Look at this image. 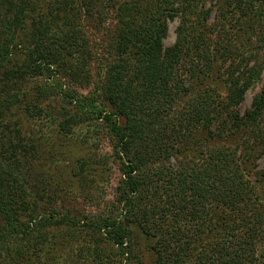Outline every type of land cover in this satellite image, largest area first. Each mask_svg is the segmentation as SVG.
<instances>
[{"label":"trees","instance_id":"16d2710c","mask_svg":"<svg viewBox=\"0 0 264 264\" xmlns=\"http://www.w3.org/2000/svg\"><path fill=\"white\" fill-rule=\"evenodd\" d=\"M218 1V21L223 28L224 19L233 21L224 35H234V43L213 50L215 28L207 22L215 4L207 7L208 0H0V70L6 81L0 93L7 87L2 118L18 97L19 105L29 101L12 89L33 74L66 70L74 85L94 83L91 60L84 58L95 54L89 28L102 34L99 45L109 58L101 57L104 74L93 92L83 96L72 89L64 99L74 109L50 106L39 116L52 124L46 137L77 136L95 146L110 139L122 176L111 212L90 227L99 238L96 247L120 249L129 264H264V169H256L264 155V40H254L264 0ZM176 17L177 41L166 47L168 22ZM229 45L235 56L228 55ZM18 46L26 53L11 67ZM260 82L252 107L242 114L237 106ZM41 94L29 104L36 106ZM2 123V260L67 264L51 254L55 250L43 249L47 229L63 219L42 214L40 192L28 188L26 154L10 147L21 142L20 131ZM217 139L226 145L211 146ZM90 153L79 174L81 183L90 181L88 189L96 183L94 164L103 157L101 176L108 162L94 148ZM176 156L181 163H173ZM69 221L63 225L79 230L80 219ZM93 253L106 262L102 251Z\"/></svg>","mask_w":264,"mask_h":264},{"label":"rangeland","instance_id":"374dc122","mask_svg":"<svg viewBox=\"0 0 264 264\" xmlns=\"http://www.w3.org/2000/svg\"><path fill=\"white\" fill-rule=\"evenodd\" d=\"M212 4L215 5L208 19L207 26L215 28L213 29L214 34L211 38V44L214 48L213 50H217V48L226 45V42L234 43V35L231 34L232 37H230V40L224 35V30L226 28L228 29L230 26L229 22L232 23L233 21L230 19L228 22L226 18L224 21L227 27L223 28L220 26L221 23L218 20L222 17V3L218 0H208L207 7ZM248 12L247 15L252 13L250 10ZM251 15L253 16V14ZM179 24V17L169 20V29L164 40L166 47L172 46L177 41V28ZM218 26L221 28V31L218 29ZM233 26L234 24L231 25V27ZM89 30H91V39L94 40L91 44L93 46L95 45V54H93L91 58H86V56L84 58L86 61L87 59L89 61L91 60L92 65L90 68L94 83L90 85L86 84L84 87L74 85V77L66 72V70H61L59 72L53 70L51 73L33 74V76L29 77L26 81L13 87L12 92L14 91L15 94L18 92L20 95L24 93L29 101L24 99L21 105H19L18 97V101L11 105L12 107L7 116L5 118L0 117V129L4 121L8 122L7 124L16 131V134L20 131L19 139L21 142L17 141L14 146L10 145V147L13 149L14 147L17 149L21 148L26 154L28 159L26 164L29 168V174L26 175V177H28V181L30 182L28 188L31 193L35 194L36 192H40L43 200L41 210L44 212H42V214L49 216L54 213V216L60 218V220L63 219L65 224H71L72 222L69 220L73 217L81 220L80 224L77 223L79 230L75 229V227L73 229L72 225L68 227L64 226L63 222L59 223L60 225H57V228L49 226L44 235V239L47 243L43 249L55 250V252L51 254L57 255V259L60 258L61 260L60 262L65 261L67 264H129L131 260L127 259L126 256H122L120 249L113 248V250L110 251H103L101 244L99 247H96L99 243V238L97 233L94 234L90 227L91 222L95 220L96 217L111 212L112 202L115 201L116 187L122 176L120 161L118 159L116 161L114 156L112 157L113 151L110 139L108 137L105 139L102 138L99 146H95L81 142L76 139L77 136L68 138L60 134L59 137L56 135L46 137L43 135V132L44 134H49L51 129L53 130L51 127L52 124L48 125L46 122L42 123L41 116H39V112L43 114L45 107L51 106L56 109H61V106L69 104V107L74 109L73 105L65 101L64 97L67 96L66 94L70 90L75 89L77 92L81 93L80 95H90L94 90L99 76L104 74L103 68L105 63L103 60L101 61V59H107L109 57L107 51L105 49L103 50L102 44L99 45L101 42L99 38L102 34L100 35V32L92 27H90ZM27 32L29 31L26 30L25 33ZM255 34V41L257 38H259V40H264V16L256 21ZM23 40L26 42L25 39ZM23 44L28 46L27 43ZM229 47L228 55L234 54L231 52V45H229ZM16 50L20 51H17L18 53H16L10 63L11 67L18 65V63L15 64V62H19L20 58H23L26 53V49L23 47L18 46ZM196 53L197 50H194L195 56H197ZM220 54V52L217 53V55L220 56L219 58H227ZM221 62L223 61L220 60L218 63ZM4 70L5 69L0 70L1 88L3 83L6 82L3 77ZM223 71L224 69L221 70V72ZM212 72H214V74H222L216 69ZM261 86L262 82L257 83L247 91L245 99L237 106V109L242 114H245L246 111L252 107L254 98L260 91ZM6 90L7 87L5 91L2 89L0 99L7 96ZM39 90H42L43 94L38 95V103H36V106H34L33 103L29 104L30 98L37 96ZM221 90L225 95L226 89L222 87ZM62 102L67 103L63 104ZM33 107L36 111H31ZM1 110H3V105L0 102V115ZM62 110L68 111L67 106L65 109L62 108ZM68 114H70V112H67L65 117H67ZM42 117H44V115ZM60 118L63 119L64 117ZM262 126H264V122H262ZM222 144L226 145L223 140L217 139L211 146H222ZM7 145L9 146V144ZM90 146L92 148H90ZM1 147L5 150L7 148L0 144V165L2 164ZM93 148L97 150L98 155L107 156L108 160L106 161L108 162L105 173H102L101 176L99 175L101 174L100 167L103 165V157L98 160L100 164H94L95 168L99 169L96 176V183L91 189H88L87 184H89L90 181L88 183H81L79 178L87 169V166L83 165V163L85 164L84 158H89V154L91 155L90 152ZM98 157L99 156H96L95 158ZM181 161L182 157L180 156L173 158V163L177 164V162L181 163ZM256 169H264V155L256 162ZM79 174L81 175L79 176ZM37 239L39 238H35L34 240L37 242ZM93 249L102 251L103 259H105L106 262L99 261L100 259L96 258ZM4 253L5 252L0 251V262H2V264H18L15 262L8 263L7 261H3L2 258L4 257ZM107 255L108 257H106Z\"/></svg>","mask_w":264,"mask_h":264}]
</instances>
